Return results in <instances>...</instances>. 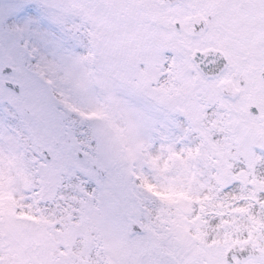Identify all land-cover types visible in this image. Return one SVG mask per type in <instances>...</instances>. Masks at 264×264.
I'll return each instance as SVG.
<instances>
[{"label":"snow or ice","instance_id":"1","mask_svg":"<svg viewBox=\"0 0 264 264\" xmlns=\"http://www.w3.org/2000/svg\"><path fill=\"white\" fill-rule=\"evenodd\" d=\"M0 264H264V0H0Z\"/></svg>","mask_w":264,"mask_h":264}]
</instances>
